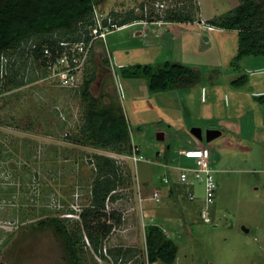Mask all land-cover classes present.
Masks as SVG:
<instances>
[{"label":"rangeland","instance_id":"374dc122","mask_svg":"<svg viewBox=\"0 0 264 264\" xmlns=\"http://www.w3.org/2000/svg\"><path fill=\"white\" fill-rule=\"evenodd\" d=\"M238 3L99 0L94 15L100 26L95 27L103 37L91 28L88 44L82 49L77 43L66 45L53 63L50 51L44 50L46 65L33 58L30 42L2 60V75L15 72L23 84L0 91V264H67L61 240L38 221L52 216L78 219L90 203L95 154L118 162L123 180L106 210L116 209L122 221L103 241L105 258L84 236L85 264H149L144 234L148 223L161 225L177 246L172 264H264V111L253 95L264 94V56L249 55L231 64L237 32L207 22L228 15ZM130 10L143 13V20L120 27L101 23ZM169 10L188 13L193 21H162ZM157 17L162 18L151 21ZM166 60L198 70L199 81L152 92L145 78H125L120 71L122 65ZM243 74L250 81L233 86L230 81ZM90 76L89 91L97 105L121 107L130 140L143 159L134 162L129 155L75 140L88 106L80 89ZM236 95L240 104H234ZM224 116L234 128L218 124ZM193 127L201 128L204 139L198 142L212 152L217 191L211 222L200 215L203 186L179 182L177 172L169 174L162 165L194 166V159L178 154L195 146ZM208 129L222 134L208 142ZM167 175L170 184L162 180ZM154 190L160 199L148 200ZM115 247L131 250L116 257L109 252Z\"/></svg>","mask_w":264,"mask_h":264},{"label":"trees","instance_id":"16d2710c","mask_svg":"<svg viewBox=\"0 0 264 264\" xmlns=\"http://www.w3.org/2000/svg\"><path fill=\"white\" fill-rule=\"evenodd\" d=\"M99 0H0V71L2 60L17 53L26 42H30L34 59L43 57L44 50L50 51L49 62L59 56L66 45L90 42L91 28L96 24L95 6ZM238 5L224 17H213L207 22L210 25L237 32V53L231 64L249 55L264 56V0H238ZM163 17L164 22H192L193 18L185 12L169 10ZM118 15V14H117ZM116 17V14H114ZM112 15L102 19V25L111 24L117 27L143 20L144 15H136L133 10L120 18ZM113 21H108V18ZM162 17L151 21H160ZM62 33V34H61ZM38 37V38H37ZM107 62V61H106ZM6 65V64H5ZM5 71V70H4ZM125 78L146 79L150 91L170 90L177 87H189L200 79L199 71L180 62L163 61L157 65L130 64L120 66ZM1 77L0 91L15 88L23 84L17 73L6 72ZM93 76L84 79L80 92L88 99L84 120L80 126L76 141L99 149L109 150L122 155L132 153L133 143L130 140L127 119L121 107L113 103L97 105V99L89 91ZM233 86L244 85L248 76L243 74L232 79ZM263 105L264 94L254 95ZM135 145V144H134ZM96 175L93 178L88 206L81 209L78 219L68 217H47L38 221L39 225L50 227L61 240L67 264H85L83 259L84 236L93 250L105 258L102 252L103 241L122 221L116 209L106 210L108 201L115 200L117 189L122 184L118 162L114 157L95 154L93 157ZM70 214H73V210ZM73 225L72 228L69 224ZM145 256L149 264L162 262L172 264L176 259L177 246L167 236L161 225L148 223L144 227ZM131 249L115 247L110 253L124 256Z\"/></svg>","mask_w":264,"mask_h":264},{"label":"built area","instance_id":"2783aa9c","mask_svg":"<svg viewBox=\"0 0 264 264\" xmlns=\"http://www.w3.org/2000/svg\"><path fill=\"white\" fill-rule=\"evenodd\" d=\"M110 21V20H108ZM114 25V24H111ZM100 26V25H99ZM101 28V27H100ZM106 28V27H105ZM94 32L99 36L103 37L104 32H99L98 27H94ZM77 47L82 49L84 47L83 42L77 43ZM47 51V50H46ZM195 137V136H194ZM195 141L198 139L195 137ZM179 155L186 158L194 159L193 167H181L177 169V180L181 183H188L198 181L199 184L203 186L204 189V201L203 206L200 211V215L204 222H211V204L215 200L217 191V182L214 177V169L211 166V150L209 147L204 145L193 146L187 149H181L178 151ZM129 157L134 161H139L143 159L142 155L139 153V148L137 145L133 144L132 153ZM163 182L168 184L170 178L168 176H163ZM190 199L194 198L193 194H189ZM151 198L155 200L160 199V193L158 190H154L151 193Z\"/></svg>","mask_w":264,"mask_h":264},{"label":"crops","instance_id":"0c3cea01","mask_svg":"<svg viewBox=\"0 0 264 264\" xmlns=\"http://www.w3.org/2000/svg\"><path fill=\"white\" fill-rule=\"evenodd\" d=\"M134 22H137V21H134ZM133 23V22H132ZM183 23H186V22H183ZM191 24V23H190ZM248 81H250V78H248ZM256 94H258L257 92H255V94H253V95H256ZM238 96L236 95L235 96V101H234V104H240V99L239 98H237ZM225 117V116H224ZM218 124H220V125H223L226 129H229V128H234V123L233 122H231V120L229 121V120H226V117L225 118H221L219 121H218ZM221 132V131H220ZM222 134V132L219 134V136ZM218 137V136H217ZM195 145L196 146H199V145H202V144H200L198 141L196 142L195 141ZM179 154V153H178ZM179 156H181V158L182 157H184V156H182V155H179ZM211 157H212V152H211ZM186 158V157H185ZM188 159H191V158H188ZM211 159V158H210ZM164 167H166L167 168V170H168V173L169 174H171V173H175V171L177 172V166L175 167L174 165H171V164H169V163H163L162 164ZM212 166V165H211ZM168 176V175H167ZM169 177V176H168ZM170 178V177H169ZM173 182V180H171V178H170V182L168 183V184H170V183H172ZM171 194H173V191L170 189L169 190V195H171ZM148 200H152V198H151V194H149L148 195ZM150 211V210H149Z\"/></svg>","mask_w":264,"mask_h":264},{"label":"water","instance_id":"95a60500","mask_svg":"<svg viewBox=\"0 0 264 264\" xmlns=\"http://www.w3.org/2000/svg\"><path fill=\"white\" fill-rule=\"evenodd\" d=\"M220 133H221L220 130H217V129H208L206 131L205 140L209 142L212 139H214L215 137L219 136ZM191 134L193 136H195L199 140H203L204 139V137L202 135V130H201L200 127H193V128H191Z\"/></svg>","mask_w":264,"mask_h":264}]
</instances>
